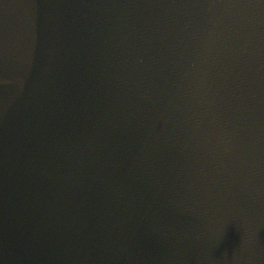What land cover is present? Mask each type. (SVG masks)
I'll use <instances>...</instances> for the list:
<instances>
[{"label":"water","instance_id":"obj_1","mask_svg":"<svg viewBox=\"0 0 264 264\" xmlns=\"http://www.w3.org/2000/svg\"><path fill=\"white\" fill-rule=\"evenodd\" d=\"M0 264H264V0H0Z\"/></svg>","mask_w":264,"mask_h":264}]
</instances>
